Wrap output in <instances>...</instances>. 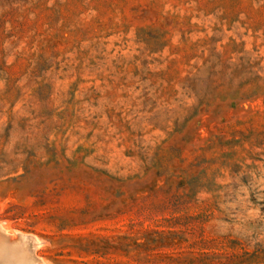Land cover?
Here are the masks:
<instances>
[{
  "label": "rangeland",
  "instance_id": "374dc122",
  "mask_svg": "<svg viewBox=\"0 0 264 264\" xmlns=\"http://www.w3.org/2000/svg\"><path fill=\"white\" fill-rule=\"evenodd\" d=\"M0 229L39 264H264V0H0Z\"/></svg>",
  "mask_w": 264,
  "mask_h": 264
},
{
  "label": "water",
  "instance_id": "95a60500",
  "mask_svg": "<svg viewBox=\"0 0 264 264\" xmlns=\"http://www.w3.org/2000/svg\"><path fill=\"white\" fill-rule=\"evenodd\" d=\"M0 233H3L2 229H0ZM6 237H7V243H6L5 247H8V245H10L11 243H13L14 245H17V246H22V245L27 246L29 253L32 256L33 263L39 264L38 260L32 254V251L35 248V242L31 237H28V238L19 237L17 240H12L11 242H10L7 235H6Z\"/></svg>",
  "mask_w": 264,
  "mask_h": 264
},
{
  "label": "bare ground",
  "instance_id": "6f19581e",
  "mask_svg": "<svg viewBox=\"0 0 264 264\" xmlns=\"http://www.w3.org/2000/svg\"><path fill=\"white\" fill-rule=\"evenodd\" d=\"M0 237H6L5 233H0ZM12 244V243H11ZM5 243L3 244V247H4ZM2 246V245H1ZM10 246V245H9ZM1 248V247H0ZM8 249V247H6ZM23 248V247H22ZM2 249V248H1ZM22 250V249H21ZM4 252V250H2ZM17 252V251H16ZM11 253V252H10ZM24 254V253H23ZM29 254V253H28ZM22 255V254H21ZM8 256V255H7ZM18 256V255H17ZM23 256V255H22ZM25 256V255H24ZM29 257V256H28ZM26 256V258H28ZM18 259V258H17ZM22 259V258H20ZM31 259V258H30ZM9 260V259H8ZM6 258L2 257L0 258V264H10V262L8 261ZM28 260V259H27ZM32 260V259H31ZM11 261V260H10ZM29 261V260H28ZM17 263V262H16Z\"/></svg>",
  "mask_w": 264,
  "mask_h": 264
},
{
  "label": "trees",
  "instance_id": "16d2710c",
  "mask_svg": "<svg viewBox=\"0 0 264 264\" xmlns=\"http://www.w3.org/2000/svg\"><path fill=\"white\" fill-rule=\"evenodd\" d=\"M236 263H238V264H245V263H248V262H247V260H239V262H236Z\"/></svg>",
  "mask_w": 264,
  "mask_h": 264
}]
</instances>
